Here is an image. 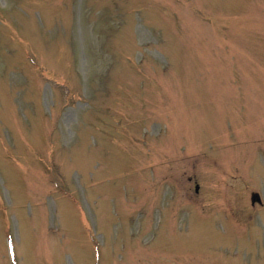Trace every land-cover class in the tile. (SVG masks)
<instances>
[{"label":"rangeland","instance_id":"obj_1","mask_svg":"<svg viewBox=\"0 0 264 264\" xmlns=\"http://www.w3.org/2000/svg\"><path fill=\"white\" fill-rule=\"evenodd\" d=\"M0 264H264V0H0Z\"/></svg>","mask_w":264,"mask_h":264},{"label":"flooded vegetation","instance_id":"obj_2","mask_svg":"<svg viewBox=\"0 0 264 264\" xmlns=\"http://www.w3.org/2000/svg\"><path fill=\"white\" fill-rule=\"evenodd\" d=\"M195 192L196 193L198 192V186L195 187ZM251 200H252V203L256 202L255 204L261 205L260 199H258L255 194L251 196Z\"/></svg>","mask_w":264,"mask_h":264}]
</instances>
